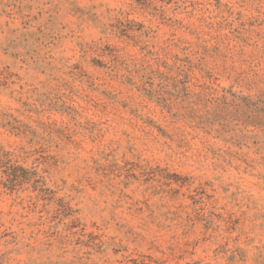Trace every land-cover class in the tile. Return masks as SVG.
Masks as SVG:
<instances>
[{"label": "rangeland", "instance_id": "374dc122", "mask_svg": "<svg viewBox=\"0 0 264 264\" xmlns=\"http://www.w3.org/2000/svg\"><path fill=\"white\" fill-rule=\"evenodd\" d=\"M0 264H264V0H0Z\"/></svg>", "mask_w": 264, "mask_h": 264}]
</instances>
